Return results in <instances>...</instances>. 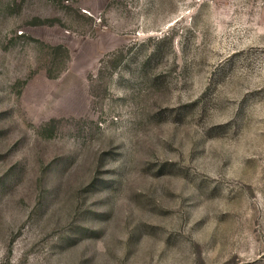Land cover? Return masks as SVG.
Listing matches in <instances>:
<instances>
[{
	"label": "rangeland",
	"instance_id": "obj_1",
	"mask_svg": "<svg viewBox=\"0 0 264 264\" xmlns=\"http://www.w3.org/2000/svg\"><path fill=\"white\" fill-rule=\"evenodd\" d=\"M0 264H264V0H0Z\"/></svg>",
	"mask_w": 264,
	"mask_h": 264
}]
</instances>
